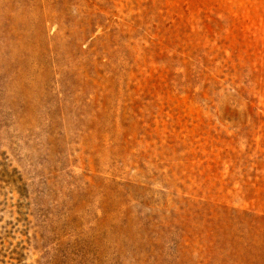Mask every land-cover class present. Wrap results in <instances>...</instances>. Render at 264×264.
Listing matches in <instances>:
<instances>
[{
    "label": "rangeland",
    "instance_id": "1",
    "mask_svg": "<svg viewBox=\"0 0 264 264\" xmlns=\"http://www.w3.org/2000/svg\"><path fill=\"white\" fill-rule=\"evenodd\" d=\"M44 241L264 264V0H0V264Z\"/></svg>",
    "mask_w": 264,
    "mask_h": 264
},
{
    "label": "bare ground",
    "instance_id": "2",
    "mask_svg": "<svg viewBox=\"0 0 264 264\" xmlns=\"http://www.w3.org/2000/svg\"><path fill=\"white\" fill-rule=\"evenodd\" d=\"M14 10V9H13ZM19 19V20H18ZM19 25H23V21H22V17L21 16H14L13 18V26L11 27L10 30L6 31L4 34V38L3 41L5 43V50L6 52H12L11 57L13 59V61H15L16 56H17V51H16V47L17 43L16 41L17 39V35H16V30L19 29L20 27H18ZM21 28L25 29V26H22ZM42 249H43V254L41 258H37L36 260H34L33 264H40L41 262H45L43 261L44 259L47 260L48 258V253L49 250L47 248V244L46 241H44L43 245H42ZM43 264V263H42Z\"/></svg>",
    "mask_w": 264,
    "mask_h": 264
}]
</instances>
